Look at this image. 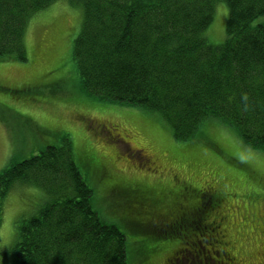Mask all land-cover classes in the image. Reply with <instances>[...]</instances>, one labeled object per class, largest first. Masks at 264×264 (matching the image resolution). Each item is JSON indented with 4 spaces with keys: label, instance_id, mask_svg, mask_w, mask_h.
<instances>
[{
    "label": "trees",
    "instance_id": "1",
    "mask_svg": "<svg viewBox=\"0 0 264 264\" xmlns=\"http://www.w3.org/2000/svg\"><path fill=\"white\" fill-rule=\"evenodd\" d=\"M54 1L0 0V58L27 61V21ZM67 1L82 9L70 49L77 74L72 91L81 101L138 106L157 114L177 140L186 142L203 139L199 125L216 118L247 147L264 154V0ZM219 1L227 7L223 32L211 42L206 31ZM44 83L39 79L17 91L26 101H38L32 92L39 84L49 86ZM0 89L8 90L1 84ZM229 161L243 168L239 161ZM138 182L109 183L107 194L122 195L123 217H132L139 236L150 243L136 264H193L203 251L200 246L212 242L217 250L213 246L205 253L215 261L210 255L208 262L196 258L201 264H239L241 256L231 251L223 227L220 237L217 231L209 241L207 234L202 245L193 241V250L180 249L192 235L202 234L194 228L214 207L215 192L195 189L191 199L185 185L155 196ZM15 183L40 188L46 196L35 214L15 226L14 264H128L125 234L93 208L92 189L75 163L67 135L59 145H46L0 170V224L4 199ZM155 238L166 241L152 245ZM175 240L172 246L169 242Z\"/></svg>",
    "mask_w": 264,
    "mask_h": 264
},
{
    "label": "rangeland",
    "instance_id": "2",
    "mask_svg": "<svg viewBox=\"0 0 264 264\" xmlns=\"http://www.w3.org/2000/svg\"><path fill=\"white\" fill-rule=\"evenodd\" d=\"M226 11L224 2L215 3L213 20L206 31L209 41L217 42L222 35ZM81 21L79 6L67 0L54 1L27 21L24 35L27 61L0 58V84L8 89H0V170L10 161L31 156L35 149L59 145L61 137L67 135L75 163L92 189L93 208L125 234L128 264H136L144 244L149 247L150 243L139 236L141 231L135 229L132 217H123L124 202L119 199L122 195H107L111 191L109 183L132 185L141 181L138 183L155 196L157 191L177 192L185 185L191 199L196 190L215 192L214 207L202 221L197 220L194 228L202 234L192 235L180 249L193 250L192 242L200 241L202 245L207 234L211 235L207 241L217 237V231L220 237L219 230L223 227L228 232L225 238L233 244L231 251L241 256L239 264H264V154L247 147L216 118L199 125L203 139L186 142L188 139L177 140L157 114L144 112L138 106L95 98L89 103L81 101L72 91L76 90L77 74L70 54ZM39 79L49 85L39 84L32 92L35 100H39L21 98L17 90ZM57 91L58 95L52 97ZM136 149L141 159L135 155ZM230 158L242 163L243 168L230 163ZM149 159L151 163L145 161ZM45 196L42 189L26 184L15 183L9 190L0 224L1 253L11 250L15 226L20 219L35 214ZM164 241L155 238L150 242L155 245ZM177 242L169 243L173 246ZM214 244L204 243V247L198 244L203 251L195 257L199 260L206 257L208 262L210 255L215 261L211 254L205 253H210L213 246L217 250ZM14 258L10 251L0 256V264H14ZM196 258L193 264H201Z\"/></svg>",
    "mask_w": 264,
    "mask_h": 264
},
{
    "label": "flooded vegetation",
    "instance_id": "3",
    "mask_svg": "<svg viewBox=\"0 0 264 264\" xmlns=\"http://www.w3.org/2000/svg\"><path fill=\"white\" fill-rule=\"evenodd\" d=\"M134 152H135V150H134Z\"/></svg>",
    "mask_w": 264,
    "mask_h": 264
}]
</instances>
